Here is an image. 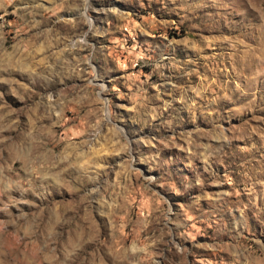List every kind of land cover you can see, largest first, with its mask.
<instances>
[{
  "label": "rangeland",
  "instance_id": "obj_1",
  "mask_svg": "<svg viewBox=\"0 0 264 264\" xmlns=\"http://www.w3.org/2000/svg\"><path fill=\"white\" fill-rule=\"evenodd\" d=\"M0 264H264V0H0Z\"/></svg>",
  "mask_w": 264,
  "mask_h": 264
}]
</instances>
